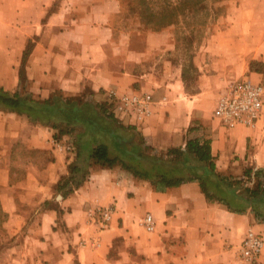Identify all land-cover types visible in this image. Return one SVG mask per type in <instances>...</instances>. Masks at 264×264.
<instances>
[{"label":"crops","instance_id":"0c3cea01","mask_svg":"<svg viewBox=\"0 0 264 264\" xmlns=\"http://www.w3.org/2000/svg\"><path fill=\"white\" fill-rule=\"evenodd\" d=\"M237 6L187 60L169 30L117 36L111 19L120 0H0V87L36 99L86 95L96 103L109 90L150 92L154 113L124 125L159 151L208 139L222 175L252 176L264 170V104L253 126L228 128L213 116L230 82L264 83V0ZM55 133L0 108V264H237L229 247L249 229L264 235L263 219L209 199L198 181L167 186L92 161L75 185L81 173L71 168L86 162L72 136L60 135L57 147ZM97 205L116 211L92 247L83 243L95 234L87 211ZM148 212L153 231L143 225ZM246 264H264V247Z\"/></svg>","mask_w":264,"mask_h":264},{"label":"trees","instance_id":"16d2710c","mask_svg":"<svg viewBox=\"0 0 264 264\" xmlns=\"http://www.w3.org/2000/svg\"><path fill=\"white\" fill-rule=\"evenodd\" d=\"M122 1V0H121ZM168 7L153 13L147 0H140L138 15L149 31L162 30L169 21ZM23 70L21 69V76ZM113 103H96L83 96L56 93L47 99L33 98L29 93H11L0 87V108L26 114L31 120L49 125L60 135L77 133L76 145L79 160L84 167L73 166L81 173L74 179L79 185L89 173L92 161L105 166H120L137 178L160 181L167 186H177L188 181H198L209 199L224 202L234 212L250 209L264 220V181L253 187H242L240 180L232 182L216 168L215 156L208 139H188L185 146L157 150L147 145L145 138L130 125H124L112 112ZM251 170L245 175L251 177ZM264 174L257 170L254 176ZM69 182V180H68ZM73 189V186H71Z\"/></svg>","mask_w":264,"mask_h":264},{"label":"built area","instance_id":"2783aa9c","mask_svg":"<svg viewBox=\"0 0 264 264\" xmlns=\"http://www.w3.org/2000/svg\"><path fill=\"white\" fill-rule=\"evenodd\" d=\"M108 103H113L112 112L118 119L145 120L155 111L157 102L150 92H123L109 90L106 93ZM264 104V84L254 82L249 78H242L230 82L217 100L213 116L221 123L233 128L237 125L253 126L261 117ZM54 144L60 147L62 142L54 140ZM70 149V146H66ZM114 205H97L87 211L88 222L93 225L95 234L89 242L92 247L101 244V233L110 226L115 214ZM143 225L147 231H153L156 221L152 213H146L143 217ZM264 247V236L261 233L249 229L241 242L230 249L236 253V263L246 264L256 261Z\"/></svg>","mask_w":264,"mask_h":264},{"label":"rangeland","instance_id":"374dc122","mask_svg":"<svg viewBox=\"0 0 264 264\" xmlns=\"http://www.w3.org/2000/svg\"><path fill=\"white\" fill-rule=\"evenodd\" d=\"M139 1L120 0V11L114 13L111 19L117 36L122 32H139L143 35L151 32L142 24L138 15ZM147 2L153 13L161 12L165 7H168L170 10L168 13L169 21L174 22L162 30L171 31L173 37L180 45L181 55H184L187 60L194 54L199 44L203 43L207 35L218 28L224 27L225 23L221 22V17L226 13V10L233 8V6L238 8V0H147ZM32 44L33 41L30 40L27 51L32 47ZM189 66V71H191V65ZM121 120L126 121V119ZM79 131H81V128H77L66 135L68 137L72 136L76 142V136ZM146 143L150 145L147 141ZM262 179L264 181V174L242 177L231 181L235 183L240 180L239 185L243 189L244 187L256 186L259 180Z\"/></svg>","mask_w":264,"mask_h":264}]
</instances>
